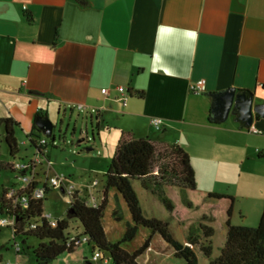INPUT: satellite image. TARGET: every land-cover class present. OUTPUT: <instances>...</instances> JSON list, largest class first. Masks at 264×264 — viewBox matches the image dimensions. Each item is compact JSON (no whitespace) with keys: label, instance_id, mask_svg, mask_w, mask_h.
Here are the masks:
<instances>
[{"label":"crops","instance_id":"1","mask_svg":"<svg viewBox=\"0 0 264 264\" xmlns=\"http://www.w3.org/2000/svg\"><path fill=\"white\" fill-rule=\"evenodd\" d=\"M201 78L206 85L196 93L190 86ZM232 87L253 92L255 103L264 104V0H87L86 5L77 0H0V119L18 123V143L24 120L31 124L23 140L27 145L38 113L65 115L76 110L99 118L117 143L122 131H130L139 138L180 145L190 154L196 172V189L189 197L195 207L199 193L209 206L202 222L215 230L213 257L225 244L228 221L235 225L237 201L248 196L240 186L264 176L259 173L264 116L254 112L253 124L263 130L257 134L245 127L239 114L220 121L213 110V94ZM78 104L86 108L79 110ZM152 117L163 119L161 130L152 126ZM216 184L238 187L234 191L210 187ZM172 188L181 198L175 186L167 187L168 196ZM116 192L115 188L108 192L113 211L116 205L110 198H118ZM152 195L153 203H160ZM260 203L263 208L264 200ZM217 205L222 230L212 223ZM209 209L214 210L211 215ZM238 211L243 217L244 208ZM177 212L175 207L170 213ZM111 216L104 227L109 239L118 241L127 224ZM182 217H175L183 233L177 240L187 243L189 223ZM140 231L144 240L152 235L148 228ZM83 246L90 250L86 262L93 252L91 246ZM153 251L150 245L140 263L150 264ZM197 253L200 264H209L208 257L199 249ZM166 254L177 258L173 247Z\"/></svg>","mask_w":264,"mask_h":264},{"label":"trees","instance_id":"2","mask_svg":"<svg viewBox=\"0 0 264 264\" xmlns=\"http://www.w3.org/2000/svg\"><path fill=\"white\" fill-rule=\"evenodd\" d=\"M77 1L82 5L87 4V0ZM135 95L143 96L141 92ZM40 115L42 114L38 113L36 119ZM0 126L4 127V139L10 155L14 158L12 162L7 163L0 160V167L16 170L13 163L19 151L16 136L18 123L8 117L0 119ZM97 127H100L99 122ZM45 135L34 124L27 139L29 147L34 148L37 154L48 156L49 143ZM43 140L46 142L43 143ZM259 157L264 158V154H259ZM134 180L140 181L145 190L157 196L170 212L175 209V205L167 194L168 186L180 188L183 203L189 208L194 207L189 191L196 189V172L190 154L178 144L149 137L139 138L133 132L122 131L106 172V184L100 204L89 205L87 197L78 191L72 196L69 216L77 219L82 226V232L76 234L75 238H72V234L68 232L69 219H49L44 207L46 196L34 197L31 195V189L24 191L29 195L27 205L8 199V190H1L0 219L7 217L14 220L12 226L14 235L15 237L22 235L23 242L27 243L30 238L36 240L35 244L23 247L24 251H32L35 264H51L62 254H72L81 246L77 240L83 237H87L86 245L92 247V252L102 251L110 258V264H142L139 258L150 247L151 238L146 239L145 243L134 252H129L123 246L124 243L136 238L141 227L150 229L152 234L159 233L174 248L176 257L183 258L186 264H200L197 249L209 258V264H264V207L256 227L233 225L228 221L225 244L220 254L213 257L211 239L215 230L212 226L203 222L197 226L191 225L187 243L177 240L170 231L168 221L158 217H148L145 214ZM37 184L38 182H35L33 187ZM111 188H115L124 198L132 217L127 223L122 238L118 241L110 240L104 227L108 192ZM209 195L216 198L228 197L219 193ZM113 216L117 220L122 219L118 206L114 209ZM15 243L18 245L17 242ZM2 262L0 255V264ZM85 264H93L91 258L86 259Z\"/></svg>","mask_w":264,"mask_h":264},{"label":"rangeland","instance_id":"3","mask_svg":"<svg viewBox=\"0 0 264 264\" xmlns=\"http://www.w3.org/2000/svg\"><path fill=\"white\" fill-rule=\"evenodd\" d=\"M49 117L55 124V129L53 136L45 135L49 143L47 149L49 153L47 154L48 156L40 154L43 164L38 166L39 169H37L36 181L44 185L47 179H49L50 182L56 175H64L67 178V182L63 187L51 186L50 191L47 192L44 204L45 212L51 213L53 219H69L70 227L68 232H70V234H79L82 232L81 223L77 219L69 216L72 195L78 191L81 195H87L93 192L99 197L101 196L105 189L106 172L113 158L117 140L111 137L112 131H108L107 125L101 123L99 118H91L84 112L76 110L71 112L70 110L64 115V113L59 114L57 111H52ZM98 122L101 123V128L97 127ZM30 125V120H24L22 122L23 131H18L19 151L15 157L17 161H29L37 155L34 148L29 147V144H23V140L26 137L25 134L29 131V127H31ZM0 160L4 163L14 160L9 153L8 145L4 139L3 126H0ZM260 162L261 167L259 173H264V158H262ZM247 171L248 169H246V172ZM245 174L247 175L248 173ZM256 177L257 176L252 178V183L248 182L240 186L241 193H247L248 196L243 199L239 198L237 201L233 218L235 225L256 227L260 222L263 212V205L260 202L262 199L264 200V176L263 180L259 179L260 177ZM96 179L99 181L98 185L96 187H91L90 184ZM133 183L143 204L145 214L147 210L148 217H158L168 221L170 224V231L176 239L181 240V237H183V233L181 232V221L175 218L176 216L182 215V218L189 223V228L191 225L197 226L204 221L203 211L209 206H207L205 202H201L199 193H196L194 198L198 203H196L194 208H189L182 203V196L181 198L178 196V190L172 188L170 195L175 207H178V212L172 215L166 210V207L161 201L160 203H153L151 200L153 195L144 191L140 181L134 180ZM22 185L23 181L18 171L5 166L0 167V192L3 189L8 190L10 187L20 188ZM210 187L223 189L224 191H234L238 186L235 184H216L213 186L210 185ZM259 198H261V201H259ZM121 199L124 200L121 195L118 198L111 196L110 201L112 205L114 204L120 209L122 219L118 221L127 224L129 221V208L128 211L125 210ZM182 206H184V209H180ZM112 207L108 204L106 208L104 220L107 226L108 220L111 218L113 220L111 216L113 213ZM216 207L217 208L214 210L217 213V218L214 217L212 223L217 229L222 230V214H219L221 207L218 205ZM239 207L244 208L243 217L238 211ZM214 210L209 209L206 210V212L211 215L210 212ZM112 235L115 236L117 234H111V237ZM219 237L220 235L218 234L215 245L219 242ZM148 238H151V245L154 251L163 253L157 256L154 251L151 252L150 264H186L183 258L177 257V259L175 257H169L166 254V252L172 251V246L166 242L159 233L152 234ZM145 241L143 232L140 231L133 241L126 242L123 245L125 248L131 249V251H136ZM15 242L20 246V251L14 246ZM35 243L36 240L33 238H30L27 243L23 242L22 235L15 237L12 226H7L0 222V255L2 256L3 262H11L12 264H35L36 261L32 251L23 250V247ZM89 254L90 250L87 247L80 246L72 254H62L51 264H84L85 257ZM67 256L68 261L65 260Z\"/></svg>","mask_w":264,"mask_h":264},{"label":"built area","instance_id":"4","mask_svg":"<svg viewBox=\"0 0 264 264\" xmlns=\"http://www.w3.org/2000/svg\"><path fill=\"white\" fill-rule=\"evenodd\" d=\"M205 85H206V79L201 78V79L193 82L191 84L190 88L192 91H194L196 93H200L204 90ZM103 91L105 93H107L108 89L104 88ZM124 101L126 103L127 99H125ZM85 108H86L85 104H78L77 105V109H79V110H83ZM163 123H164L163 119L160 117H152L151 118V124L157 130L162 129ZM248 130L250 132L257 133V134L263 133V130L259 129L255 124H252L248 128ZM44 142H46V141L43 140V143ZM42 163H43L42 157H40L39 154H37L33 159H31L29 161H23V160L22 161H17V160L14 161L13 167L19 172L20 178L23 181V185L20 188L10 187L8 189V194H7L8 199H13L15 202L20 201L24 205H27L28 200H29V195L25 193L27 190L31 189L32 190L31 195L34 197H45L48 190L51 188V186L63 187L66 184L67 178L64 175H62V176L56 175L51 179L50 182H49V179H47L45 181L44 185H42L41 183H38L37 185H35L33 187V184L35 182H37L36 181L37 168ZM98 183H99V181L96 179L94 182H92L90 184V186L96 187L98 185ZM83 196L87 197V203L89 205L98 206L101 202L102 194L99 197L98 195L94 194L93 192H90L89 194L83 195ZM46 216L49 219L54 220L51 213H46ZM0 222L7 225V226H13L15 223L14 220H11L7 217L0 219ZM75 235L76 234L72 235V238H75ZM77 241H78L79 245L83 246L86 244L87 237H83ZM16 247L18 250L20 249V247L17 244H16ZM91 260H92L93 264H110V258L100 250H96L92 254ZM1 264H12V263L11 262H2Z\"/></svg>","mask_w":264,"mask_h":264},{"label":"water","instance_id":"5","mask_svg":"<svg viewBox=\"0 0 264 264\" xmlns=\"http://www.w3.org/2000/svg\"><path fill=\"white\" fill-rule=\"evenodd\" d=\"M214 95L213 110L219 115L218 120H225L231 113L239 114L245 127L254 123V112L264 116V104L255 103V94L250 91H238L232 87ZM36 125L44 134L52 136L55 124L48 115H40L36 119Z\"/></svg>","mask_w":264,"mask_h":264},{"label":"snow or ice","instance_id":"6","mask_svg":"<svg viewBox=\"0 0 264 264\" xmlns=\"http://www.w3.org/2000/svg\"><path fill=\"white\" fill-rule=\"evenodd\" d=\"M190 35H192V34H190Z\"/></svg>","mask_w":264,"mask_h":264}]
</instances>
